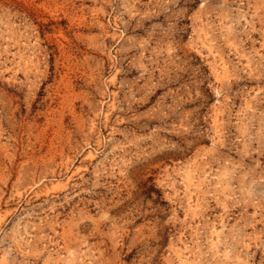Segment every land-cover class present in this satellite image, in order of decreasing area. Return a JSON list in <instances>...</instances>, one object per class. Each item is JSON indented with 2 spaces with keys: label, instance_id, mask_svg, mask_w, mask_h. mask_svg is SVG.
<instances>
[{
  "label": "rangeland",
  "instance_id": "rangeland-1",
  "mask_svg": "<svg viewBox=\"0 0 264 264\" xmlns=\"http://www.w3.org/2000/svg\"><path fill=\"white\" fill-rule=\"evenodd\" d=\"M0 264H264V0H0Z\"/></svg>",
  "mask_w": 264,
  "mask_h": 264
}]
</instances>
